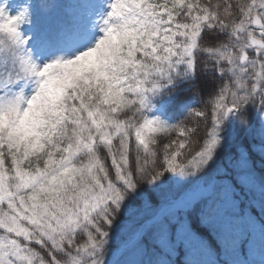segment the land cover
<instances>
[{
  "label": "snow or ice",
  "instance_id": "obj_1",
  "mask_svg": "<svg viewBox=\"0 0 264 264\" xmlns=\"http://www.w3.org/2000/svg\"><path fill=\"white\" fill-rule=\"evenodd\" d=\"M257 246L264 0H0V264Z\"/></svg>",
  "mask_w": 264,
  "mask_h": 264
},
{
  "label": "rangeland",
  "instance_id": "obj_2",
  "mask_svg": "<svg viewBox=\"0 0 264 264\" xmlns=\"http://www.w3.org/2000/svg\"><path fill=\"white\" fill-rule=\"evenodd\" d=\"M251 259L254 261V264H260L261 260H264V255L255 250V253L251 257Z\"/></svg>",
  "mask_w": 264,
  "mask_h": 264
}]
</instances>
